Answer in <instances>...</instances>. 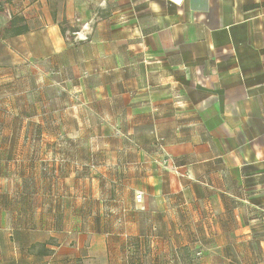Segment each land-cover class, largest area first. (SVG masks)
<instances>
[{
    "label": "crops",
    "instance_id": "1",
    "mask_svg": "<svg viewBox=\"0 0 264 264\" xmlns=\"http://www.w3.org/2000/svg\"><path fill=\"white\" fill-rule=\"evenodd\" d=\"M0 264H264V0H0Z\"/></svg>",
    "mask_w": 264,
    "mask_h": 264
},
{
    "label": "built area",
    "instance_id": "2",
    "mask_svg": "<svg viewBox=\"0 0 264 264\" xmlns=\"http://www.w3.org/2000/svg\"><path fill=\"white\" fill-rule=\"evenodd\" d=\"M173 1H175L176 3H181L183 0H173ZM142 197H143V194H142V193H137V194L135 195V200H136L138 203H142V202H143Z\"/></svg>",
    "mask_w": 264,
    "mask_h": 264
},
{
    "label": "trees",
    "instance_id": "3",
    "mask_svg": "<svg viewBox=\"0 0 264 264\" xmlns=\"http://www.w3.org/2000/svg\"><path fill=\"white\" fill-rule=\"evenodd\" d=\"M25 31H27V28L26 27H24V28H17V29H14L13 30V33L15 35H20V34H23Z\"/></svg>",
    "mask_w": 264,
    "mask_h": 264
}]
</instances>
